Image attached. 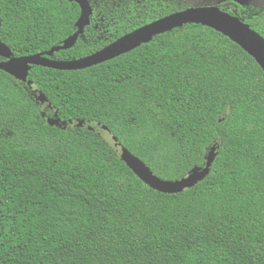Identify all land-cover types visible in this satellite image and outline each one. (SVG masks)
I'll list each match as a JSON object with an SVG mask.
<instances>
[{
  "label": "trees",
  "instance_id": "trees-1",
  "mask_svg": "<svg viewBox=\"0 0 264 264\" xmlns=\"http://www.w3.org/2000/svg\"><path fill=\"white\" fill-rule=\"evenodd\" d=\"M88 1L89 26L52 59L190 7ZM219 7L264 38V8ZM79 16L66 0H0V42L16 57L44 53ZM27 80L0 70V264H264V73L238 45L188 24L86 69L33 66ZM112 137L163 180L203 167L214 145L217 156L204 180L164 194Z\"/></svg>",
  "mask_w": 264,
  "mask_h": 264
},
{
  "label": "water",
  "instance_id": "water-1",
  "mask_svg": "<svg viewBox=\"0 0 264 264\" xmlns=\"http://www.w3.org/2000/svg\"><path fill=\"white\" fill-rule=\"evenodd\" d=\"M66 1L74 2L80 7V16L76 23L77 31L64 40L62 45L53 47L44 53L34 55L12 57V51L5 44L0 42V57L8 59L7 61L0 62L1 71L30 86L31 82L28 81L27 78L29 71L33 66L60 71L86 69L115 59L138 48L142 44L149 43L153 37L157 35L164 34L184 25L194 24L210 28L227 37L253 58L264 73V38L238 16L229 14L220 9L219 6L214 5L190 6L184 10L165 16L118 38L99 51L86 57L70 61H58L52 59L51 57L54 53L72 47L76 43L78 37L83 34L85 27L90 24L92 8L88 0ZM37 100L42 104L46 101L41 93L38 95ZM58 122V119H47V123L50 126H55ZM83 124V121H81L78 123V126L81 127ZM88 128L93 130L91 127ZM101 128L103 131L109 133L105 126H102ZM112 140L116 147L119 148L120 158L126 166L144 184L151 189L164 194H177L184 192L204 180L208 176L212 163L217 156V146L214 145L208 152L206 163L203 167H194L185 177L179 180H163L153 174L143 161L134 156L129 150L122 147L115 137H112Z\"/></svg>",
  "mask_w": 264,
  "mask_h": 264
},
{
  "label": "rangeland",
  "instance_id": "rangeland-1",
  "mask_svg": "<svg viewBox=\"0 0 264 264\" xmlns=\"http://www.w3.org/2000/svg\"><path fill=\"white\" fill-rule=\"evenodd\" d=\"M189 6H219L224 0H186ZM242 6L264 8V0H235Z\"/></svg>",
  "mask_w": 264,
  "mask_h": 264
},
{
  "label": "flooded vegetation",
  "instance_id": "flooded-vegetation-1",
  "mask_svg": "<svg viewBox=\"0 0 264 264\" xmlns=\"http://www.w3.org/2000/svg\"><path fill=\"white\" fill-rule=\"evenodd\" d=\"M12 54H13V53H12ZM12 57H16V56H14V54H13ZM7 60H8V59H6V58L0 57V62L7 61Z\"/></svg>",
  "mask_w": 264,
  "mask_h": 264
}]
</instances>
